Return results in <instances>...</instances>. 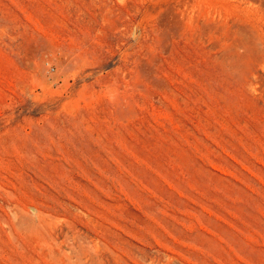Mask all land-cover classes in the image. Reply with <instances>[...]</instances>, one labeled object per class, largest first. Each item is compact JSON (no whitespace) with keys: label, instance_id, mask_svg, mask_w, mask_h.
Wrapping results in <instances>:
<instances>
[{"label":"rangeland","instance_id":"374dc122","mask_svg":"<svg viewBox=\"0 0 264 264\" xmlns=\"http://www.w3.org/2000/svg\"><path fill=\"white\" fill-rule=\"evenodd\" d=\"M0 264H264V0H0Z\"/></svg>","mask_w":264,"mask_h":264}]
</instances>
